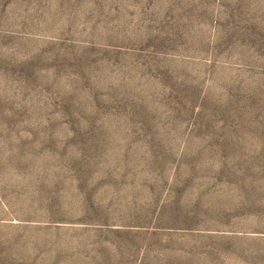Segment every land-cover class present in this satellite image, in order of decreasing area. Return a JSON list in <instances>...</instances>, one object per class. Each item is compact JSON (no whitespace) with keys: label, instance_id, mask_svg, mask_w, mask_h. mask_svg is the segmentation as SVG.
<instances>
[{"label":"rangeland","instance_id":"obj_1","mask_svg":"<svg viewBox=\"0 0 264 264\" xmlns=\"http://www.w3.org/2000/svg\"><path fill=\"white\" fill-rule=\"evenodd\" d=\"M0 264H264V0H0Z\"/></svg>","mask_w":264,"mask_h":264}]
</instances>
